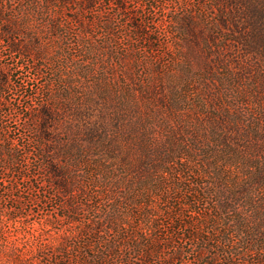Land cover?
I'll list each match as a JSON object with an SVG mask.
<instances>
[{
    "label": "rangeland",
    "instance_id": "rangeland-1",
    "mask_svg": "<svg viewBox=\"0 0 264 264\" xmlns=\"http://www.w3.org/2000/svg\"><path fill=\"white\" fill-rule=\"evenodd\" d=\"M81 1L54 0L52 29L22 16L25 0H0V264L95 263L94 221L115 205L129 236L104 264H230L198 242L217 240L201 210L223 199L233 241L253 246L234 264H264V32L241 43L222 27L243 11L233 0Z\"/></svg>",
    "mask_w": 264,
    "mask_h": 264
},
{
    "label": "trees",
    "instance_id": "trees-1",
    "mask_svg": "<svg viewBox=\"0 0 264 264\" xmlns=\"http://www.w3.org/2000/svg\"><path fill=\"white\" fill-rule=\"evenodd\" d=\"M95 0H82L81 5L82 9H89L93 7ZM117 5H120L119 0H114ZM26 5L23 7V13L22 16L26 19H36L42 18L41 22L38 23V27L40 28H46L45 20H48V26L52 29L57 28L60 25L57 22L58 15L55 14L56 8L54 5V0H25ZM202 0H199L198 5L202 6L203 3ZM73 3V0H62V4L64 5H70ZM231 7H234L236 10L239 11L241 8L243 11L241 13H238V16H235V20L229 19L225 15V17L221 14V25L223 23V28L225 25H228V22H230L232 25L234 24L235 34H238L239 37H237V41L241 43H246V38H251V35L255 32L263 33L264 32V13L259 11L256 4H253L251 0H233V2H230ZM120 8L123 9L124 7L120 5ZM191 10V8H189ZM194 15V12L192 11H186V13L183 15V21L188 22V16ZM74 22L78 23L76 19H73ZM6 25H8V21L4 22ZM10 24V23H9ZM2 32L4 35L10 34V28L4 27L2 29ZM247 34V37H246ZM250 34V35H249ZM37 46H32L30 44H18L14 42H10L9 48L15 52L16 54H19L20 56H29L31 54H35L38 57H40V54L36 53ZM87 54H90L88 51H86ZM85 56V55H84ZM72 62L76 63H84V59H73L74 57H71ZM83 66V65H80ZM87 67H89V64H87ZM2 86V85H1ZM260 117L263 119L264 122V111L260 113ZM38 120L40 121L38 125V132L40 134V138L42 140H48L49 136L47 135V131L51 127L52 124H50L53 120V113L52 111L48 109H44L39 112L38 114ZM45 147V145H44ZM43 147V149H44ZM45 151V150H44ZM2 157V156H1ZM0 157V158H1ZM43 160V159H42ZM44 161V166L42 167V170L44 173L50 174L52 178H54L55 182L54 187L58 189L59 191L63 193L69 192V185L63 176L62 173H60L56 169V165H52L49 161ZM187 190V189H186ZM191 192H187L184 195V198L188 201V203H183V205L187 206L189 208V218L192 219L196 216H199L202 212H208L213 224L211 225V229L213 228V233L216 235L217 240H211V239H204L201 238L198 240L200 244H214L218 248L221 249L220 253L223 257H225L230 264H234V262H237L236 259H240L243 261L242 257L244 255H251L250 253L252 249V244L246 243L243 246H240L238 242H234L233 238L235 237L234 232L231 230V225L228 220V216H233L235 212L237 211V207L235 203L231 205V203L223 201L221 203L215 202L212 205H210L208 208H204L203 210H197L194 205L195 202H192L189 200V196L191 195ZM198 195V193H197ZM210 197L214 198L215 194H209ZM193 206V208H192ZM113 207V206H112ZM111 207V208H112ZM117 209V210H116ZM116 212H118V208L116 205L112 208L111 211H108L106 213L105 218H102L98 216V218L94 221V229H93V238H94V245H98V251L96 250L95 253H93L89 259V261H93L95 263L93 264H104V262H114L122 258V249H124L125 243L124 240H126V237L129 236L127 229L125 225L122 223L120 219L116 217ZM215 212V214H213ZM74 220V217L72 218ZM108 224H107V223ZM106 224V225H105ZM209 234L208 231H202V237L207 236ZM133 236V235H132ZM132 236L130 238H132ZM225 247V250L223 251V248ZM138 250V249H137ZM174 253L173 255L175 256ZM51 259V258H50ZM60 262H63V255L60 256L59 261H55L54 264H62ZM65 262V261H64Z\"/></svg>",
    "mask_w": 264,
    "mask_h": 264
}]
</instances>
